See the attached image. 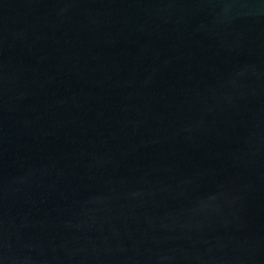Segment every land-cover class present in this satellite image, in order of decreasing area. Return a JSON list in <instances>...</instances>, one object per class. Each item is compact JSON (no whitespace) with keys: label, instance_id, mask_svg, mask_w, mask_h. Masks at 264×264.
Masks as SVG:
<instances>
[{"label":"water","instance_id":"water-1","mask_svg":"<svg viewBox=\"0 0 264 264\" xmlns=\"http://www.w3.org/2000/svg\"><path fill=\"white\" fill-rule=\"evenodd\" d=\"M0 264H264V0H0Z\"/></svg>","mask_w":264,"mask_h":264}]
</instances>
